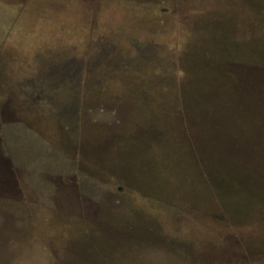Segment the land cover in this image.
<instances>
[{"label": "rangeland", "instance_id": "obj_1", "mask_svg": "<svg viewBox=\"0 0 264 264\" xmlns=\"http://www.w3.org/2000/svg\"><path fill=\"white\" fill-rule=\"evenodd\" d=\"M119 46L251 80L244 172L202 185L185 144L129 152L165 103L41 82ZM0 264H264V0H0Z\"/></svg>", "mask_w": 264, "mask_h": 264}, {"label": "trees", "instance_id": "obj_2", "mask_svg": "<svg viewBox=\"0 0 264 264\" xmlns=\"http://www.w3.org/2000/svg\"><path fill=\"white\" fill-rule=\"evenodd\" d=\"M119 48L122 52L119 55L120 51L102 61H83L79 74L41 82L51 88L48 93L56 96L62 89L86 84L93 103L106 97L118 102L122 98L141 96L142 103H165L166 112L154 110L149 119L143 120L144 124H138L125 146L129 152L137 150L156 156L162 154L167 141L169 149L178 143L185 144L190 152L199 154L195 163L199 166L202 185H218L220 172L230 166L244 172L247 165L243 156L247 153L243 155L246 149L242 140L250 133L251 116L259 119L261 113L249 108L251 80L212 75V79L202 82L194 72L184 68L185 62L177 63V67L184 68L180 74H171L166 60L140 53L135 56L132 48L130 51L125 46ZM123 84L129 87L118 93L115 87ZM159 88L161 91H154Z\"/></svg>", "mask_w": 264, "mask_h": 264}, {"label": "water", "instance_id": "obj_3", "mask_svg": "<svg viewBox=\"0 0 264 264\" xmlns=\"http://www.w3.org/2000/svg\"><path fill=\"white\" fill-rule=\"evenodd\" d=\"M209 79H212V76H210Z\"/></svg>", "mask_w": 264, "mask_h": 264}]
</instances>
